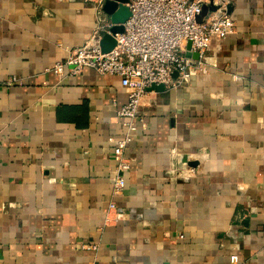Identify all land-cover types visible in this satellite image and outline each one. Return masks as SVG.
I'll use <instances>...</instances> for the list:
<instances>
[{"label":"crops","instance_id":"obj_1","mask_svg":"<svg viewBox=\"0 0 264 264\" xmlns=\"http://www.w3.org/2000/svg\"><path fill=\"white\" fill-rule=\"evenodd\" d=\"M228 13L205 74L147 91L114 193L129 89L52 69L125 13L0 0V264H264V0Z\"/></svg>","mask_w":264,"mask_h":264},{"label":"built area","instance_id":"obj_2","mask_svg":"<svg viewBox=\"0 0 264 264\" xmlns=\"http://www.w3.org/2000/svg\"><path fill=\"white\" fill-rule=\"evenodd\" d=\"M94 3L98 13H103L105 0H88ZM229 0H128L124 5L129 16L123 31L114 34L115 45L102 52L99 42L103 33H110L113 23L98 20L100 34L91 43L71 49L67 56L54 64L58 75H77L85 68L98 74L117 76L120 84L129 89L126 103L117 111L126 134L114 141L113 153L119 161V174L114 180V193L124 187L123 172L127 165L120 162L123 151L136 129L139 107L148 88L162 84L164 89L182 86L193 71L205 74L206 50L213 38H226L234 33L235 24L228 13ZM212 3L215 10L208 9L201 21L197 17L203 4ZM190 41V53L198 58L186 57V44ZM177 76L173 77V73ZM15 79H13L14 81ZM110 208L114 205L109 204ZM231 256V263H237Z\"/></svg>","mask_w":264,"mask_h":264},{"label":"water","instance_id":"obj_3","mask_svg":"<svg viewBox=\"0 0 264 264\" xmlns=\"http://www.w3.org/2000/svg\"><path fill=\"white\" fill-rule=\"evenodd\" d=\"M128 0H105L102 10L105 14L115 16V15H121L122 13H125L124 17L125 19L128 18L129 16V10L128 8L124 5L127 3ZM215 6L212 3L209 4H203L202 5V11L200 15L197 17V21H201L202 18L207 14V10H215ZM125 19H113V26L110 28V33H103L102 37L100 39L99 45L102 50V52H108L114 45H115V40H114V34L116 33H121L123 31V23ZM190 41L187 42L186 44V52L185 56L186 57H192L193 59L198 58L197 53H190ZM177 76V72L173 73V77ZM151 90H157V91H163L164 86L162 84H156L152 85L151 87L148 88V91ZM190 165H195V163H191Z\"/></svg>","mask_w":264,"mask_h":264}]
</instances>
